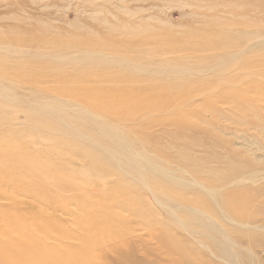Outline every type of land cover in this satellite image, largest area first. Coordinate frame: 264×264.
<instances>
[{"label":"bare ground","instance_id":"1","mask_svg":"<svg viewBox=\"0 0 264 264\" xmlns=\"http://www.w3.org/2000/svg\"><path fill=\"white\" fill-rule=\"evenodd\" d=\"M116 1L119 11L126 2ZM128 1L146 6L120 20L124 33L118 39L86 41L78 45L80 49L63 53L31 49L39 41L24 49L17 46L19 40L13 41L14 46L0 47V58L35 60L42 68L83 62L75 69L56 70L50 87L36 79L24 82L19 63L11 65L10 73L0 72V264H109L107 250L149 246L152 236L147 229L153 225H159L165 236L170 229L189 235L193 260L208 252L225 264H258L254 249L264 243L259 234L264 232V197L258 190H242L235 193L237 205L227 199L234 196L230 187L252 186L255 172L231 179L202 170L195 158L181 154L162 138L168 137L164 131L176 120L173 115L167 118L169 114H187L183 123L191 127L204 123L205 112L222 109L227 114L220 115L221 121L244 127L235 132L243 145L264 154V127L259 125L264 120V95L248 94L261 87L264 74L252 72L250 63L244 61L264 50V28L249 25L241 51L229 46L232 51L227 52L222 43L211 65L206 64L212 56L206 51L192 58L193 62L183 60L180 35L170 38L171 45H165L159 35H148L144 45L149 48L131 45L125 55L117 56L107 49L121 52L133 42L127 36L151 28L142 20L152 15L142 13L165 9L149 0ZM159 2L164 5L170 0ZM215 19L218 27L212 34L204 33L201 47L209 44L211 35H238L236 27L225 24L220 28L221 19ZM99 22L108 24L106 18ZM238 60L244 67L234 66ZM102 69L109 70L111 79L119 78L113 87L102 73L94 74ZM135 74L146 76L133 80ZM201 76H212L217 82L212 89L207 86L209 94L202 92V84L195 86ZM251 77L255 81L246 84ZM168 78L175 84L187 80L189 86L171 89L175 95L166 106L160 105L158 93L154 99L141 97L142 88L149 93L169 88H157V83ZM222 84L234 85L230 89L235 92L233 103L239 101L237 97L249 98L250 108L241 111L214 105L208 95H218ZM190 92L199 94L197 98L184 96ZM162 127L152 134L154 128ZM227 189L229 193L224 194ZM152 204L165 220L159 217L161 211L153 213ZM237 228L243 232L237 234ZM245 237L247 246L243 245ZM178 240L172 253L184 245Z\"/></svg>","mask_w":264,"mask_h":264},{"label":"rangeland","instance_id":"2","mask_svg":"<svg viewBox=\"0 0 264 264\" xmlns=\"http://www.w3.org/2000/svg\"><path fill=\"white\" fill-rule=\"evenodd\" d=\"M127 1L128 0H124L123 2L126 3L122 5V9L116 11V0H0V47L14 46L13 41L19 40L20 43L17 46L24 49L30 48L29 44L39 41V45L31 47V49H37L43 54L50 51L63 53L66 49L71 50L78 45H82L86 41H99L105 38H110L108 40L118 39V37L124 33L120 31L122 30L119 26L120 20L129 19L128 16L138 11L141 7L146 6V3ZM149 1L151 4H158L165 8L162 11L150 10L147 13H142L144 15H152V19L142 20L148 23L151 28L146 32L138 29L134 34L127 36V40L129 39V42H133L124 45L121 52L117 51L114 47H109L107 51L110 50L113 55L123 56L128 52L127 50L131 45H137L139 49L149 48L150 45L147 47L144 45L145 36L159 35L163 43L167 45L171 43L169 41L170 38L180 35L178 40L182 42V45H180L178 49H181V51L184 49L183 51H185L183 60L193 62L198 54L202 55L204 51H206L212 55L210 56L212 59L209 57L206 60L207 63H205L211 65L216 59V56L213 57V55H215L216 50L220 48L222 43L227 45V52L231 49L239 51L240 48H242L243 50L247 41L246 36L250 32L248 26L250 25L253 28L261 25L260 28H264V0H170V2L164 3V5L160 4V0ZM109 14H114L116 17L114 18V16ZM77 15H79L77 18L78 20L75 21ZM217 17L221 19L219 22L220 28H223V26L225 27V24L228 26L230 25L231 28L236 27L238 35L232 34L233 37H231L229 33V37H227L228 35L225 33L220 37L211 35L209 44L201 47L200 43L206 39L204 33L212 34L218 27L216 26L215 19ZM104 18H106L108 24L101 25L99 20ZM70 24H72V26ZM246 30H248L247 34L245 33ZM242 35L243 37H241ZM229 46H232L231 49ZM263 51L261 50L262 53H264ZM262 53L258 52L255 55H248L251 56V60L248 56H245V59L243 58L245 62L247 61L250 63L249 68L252 72L264 74V54ZM257 55L259 58L256 57ZM240 62V60L236 61L234 66L237 65L238 68L244 67V64H240ZM14 63H19L21 68H24V73H21L19 70L24 82L36 79L42 86L50 87V84L55 81V77L58 74L56 70L68 68L75 69L80 67L83 62L81 61L77 65L67 66L50 64L46 68H42L40 63L35 60L21 61L15 57H7L0 58V72L10 73L12 71L11 65ZM100 73L109 78V86L114 85L116 80H119V78L116 80L111 79L113 77H111L108 69H104V71L102 69L101 72H95L94 74L99 75ZM144 76L146 75L135 74L133 80H139ZM200 79L201 81L197 82L195 86L199 87V85L201 86L202 84V88H200L202 92L204 91V94L208 93V91H206L208 89L207 86H209V89L217 86V84H214L217 82L212 76H201ZM256 80L258 79L256 78ZM252 81H255V78H249L246 84ZM173 82H175L174 79H170V81L164 79L162 83H157L159 84L157 88L160 90L165 86L171 85L163 92L149 93L143 88L139 89L142 94V96H140L143 98L152 97L154 99L155 93H158L161 95L159 99L160 105L166 106L171 103L170 100H172L171 98L175 95L174 92H169L171 89L179 86L187 89L186 87L189 86V81L187 82V80H183L182 84H175ZM184 84L186 87H183ZM232 86L234 85H220V87L223 88H220L221 90L219 89L220 92H218V95L217 92L213 94L214 97L208 95V97H210L209 100L214 105L217 104L216 106H221L222 108L237 107L241 111L250 108L251 101L249 98L237 97L236 99L239 101L233 103V100H235V92L234 90H230ZM259 89L253 92L250 90L248 94L251 96L253 95V97L264 95V83ZM198 94L199 92H190L188 95L186 94L184 96H193L197 98ZM220 94L223 95V97ZM217 110V112L213 110L205 112L207 117L203 121L204 123L191 127L183 123L188 118H186V116H188L187 114L185 115L182 113L185 115L184 117L181 116V113L169 114L166 116L167 118L173 115L176 117H170L173 119L176 118V120H174V124H171L173 126H168V130L164 131L169 132V134L168 137L162 138L163 141L170 147L174 146L181 154L195 158L199 168L202 170H209L211 172L227 175L231 177V179L239 177L241 174H245L249 171V173L252 174L255 172L256 181L252 186L246 185L245 188L230 187L229 191L234 193V196L233 198L229 197L227 199L232 205H237L238 198L235 193L242 192V190L250 193L257 192L258 190L260 191L259 194L264 197V154L253 147L246 148L242 140L235 134L237 129L240 131V129L244 127L237 126V124L235 125L231 121H221L220 115L222 113L227 114V111L222 109ZM246 113H248V115L250 114L249 112ZM248 121H250V118H248ZM248 125L249 129L253 128L251 122H249ZM259 125L264 127V120L263 122L260 121ZM162 129L163 127L154 128L152 134L154 135L155 133L156 135V133L160 132ZM171 131H175V133L177 131L183 135L177 136V134L171 133ZM227 191L228 189L224 191V194L229 193ZM152 207L153 213L155 214H157V211H161L153 204ZM237 214L239 215V212ZM159 217L163 220L166 219L162 211L159 212ZM165 223L166 222H164V224ZM147 230L152 236L149 246H132L125 250H107L105 254L109 264H225L224 261L216 259L208 252H203L201 256H197L195 260H193L195 257V250L191 242V237L180 230L170 229L168 236L160 232L159 225H153L152 228ZM235 232L238 234L243 232V229L237 228ZM248 234L249 233H247V235ZM259 234L261 240L264 241V232H260ZM176 239H179L178 241L183 242L184 245L182 244L183 247H181L177 253H172L171 247L176 245ZM187 240L189 241L188 243ZM247 242L248 238L245 237L243 245L247 246ZM261 244L262 245H259L260 248H258V246L254 249V256L258 259V264H264V248H262L264 247V243L261 242ZM250 247L252 246L250 245Z\"/></svg>","mask_w":264,"mask_h":264}]
</instances>
